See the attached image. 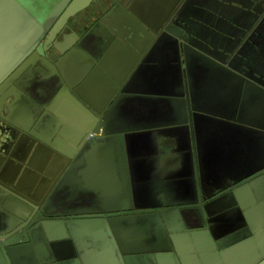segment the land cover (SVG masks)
I'll return each instance as SVG.
<instances>
[{"label": "water", "instance_id": "obj_1", "mask_svg": "<svg viewBox=\"0 0 264 264\" xmlns=\"http://www.w3.org/2000/svg\"><path fill=\"white\" fill-rule=\"evenodd\" d=\"M0 264H264V0H0Z\"/></svg>", "mask_w": 264, "mask_h": 264}, {"label": "crops", "instance_id": "obj_2", "mask_svg": "<svg viewBox=\"0 0 264 264\" xmlns=\"http://www.w3.org/2000/svg\"><path fill=\"white\" fill-rule=\"evenodd\" d=\"M254 48L257 49V50L261 49L259 45L255 46ZM260 57H262V53H258V52H251V53H249V58H250L251 60H254V59H260ZM256 63H258V62H256ZM139 156H140L142 159H143V158H145V159L147 158V157H145L144 154H139Z\"/></svg>", "mask_w": 264, "mask_h": 264}]
</instances>
